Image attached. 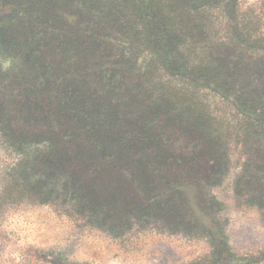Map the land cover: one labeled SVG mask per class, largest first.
<instances>
[{
    "label": "rangeland",
    "instance_id": "rangeland-1",
    "mask_svg": "<svg viewBox=\"0 0 264 264\" xmlns=\"http://www.w3.org/2000/svg\"><path fill=\"white\" fill-rule=\"evenodd\" d=\"M89 6L76 0H0V264H215L216 251L231 264H264L258 260L264 252V185L254 191L256 154L233 138L215 172L201 179L191 172L190 182L198 178L199 187L193 195H170L168 211L151 205L139 210L135 191L120 178L116 188L107 190L106 178L99 195L86 196L85 182L73 183L78 175L65 158L51 162L53 147L44 150L53 141L51 122L67 120L74 131L108 139L109 153L118 138L124 164L130 138L149 134L140 123L151 117L150 98L136 99L131 91L128 112L119 116L121 92L136 81L119 48L118 26L110 29L106 15L93 17ZM238 6L250 29L264 34V0H239ZM120 57L127 61L123 69ZM119 69L124 80L111 92L110 73ZM155 83L183 90L178 79L164 74H157L154 88ZM163 87L155 88L160 95ZM202 93L222 121L236 117L225 115L223 99ZM180 135L167 131L170 147ZM195 206L209 223L196 220Z\"/></svg>",
    "mask_w": 264,
    "mask_h": 264
},
{
    "label": "trees",
    "instance_id": "trees-1",
    "mask_svg": "<svg viewBox=\"0 0 264 264\" xmlns=\"http://www.w3.org/2000/svg\"><path fill=\"white\" fill-rule=\"evenodd\" d=\"M78 1L89 3L86 11L93 17L106 15L113 24L110 29L118 26L115 35L122 45L119 48H123L130 60L132 80L136 81V86L120 91L123 104L119 116L128 112L131 91L135 90L136 99L150 98L151 117L140 123L141 127L147 126L141 129L149 134L145 139L130 138L133 140L127 142L129 158L125 162L129 165L125 166L118 160L121 156L118 148H122L118 138L111 140L113 147L109 153L108 139L74 131V125L67 120L51 122L50 141H53L44 149L47 152L53 147L51 162L58 164V157L65 158L78 175L73 183L85 182L82 191L86 196L99 195L100 187L105 188L102 181L106 178L109 180L106 189L111 184L116 188L120 178L122 185L135 191L140 200L139 210L151 205L153 209L168 211L170 195L188 192L193 195L200 184L198 178L210 177L215 172L222 149L233 138L246 151L256 154L254 168L258 173L251 180L256 185L254 191H261L264 185V164L259 166L264 162V34L250 29L245 14L239 13V0ZM215 14L219 17H214ZM220 17L224 19L221 24ZM253 25L258 28V21ZM218 34H222L221 39H216ZM119 59L117 65L125 68L127 61L124 64V58ZM120 73V69L110 73L111 92L120 90L114 87L124 80ZM157 74L175 77L179 83L183 81L182 93L170 88V83L168 88L155 83V88H166L160 95L152 85ZM110 91L108 95L115 97ZM204 91L227 102L225 115L233 113L236 117L229 123L218 118ZM47 107L53 113L51 106L47 104ZM167 131L181 134L173 138L172 147ZM46 152L38 159L40 164L46 161ZM191 172L198 177L193 183L189 180ZM194 211L196 220L209 223L210 217L200 208L195 206ZM214 256L215 264H231L230 257L223 252L216 251ZM258 260H264V252Z\"/></svg>",
    "mask_w": 264,
    "mask_h": 264
}]
</instances>
